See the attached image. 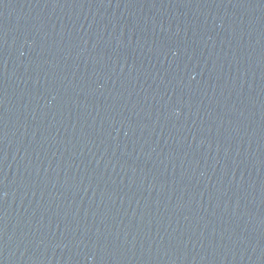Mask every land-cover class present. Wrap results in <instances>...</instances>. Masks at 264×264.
<instances>
[{
    "label": "water",
    "instance_id": "1",
    "mask_svg": "<svg viewBox=\"0 0 264 264\" xmlns=\"http://www.w3.org/2000/svg\"><path fill=\"white\" fill-rule=\"evenodd\" d=\"M0 264H264V0H0Z\"/></svg>",
    "mask_w": 264,
    "mask_h": 264
}]
</instances>
